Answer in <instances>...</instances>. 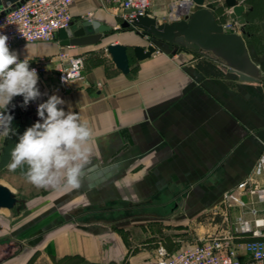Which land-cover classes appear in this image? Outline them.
Segmentation results:
<instances>
[{
    "label": "crops",
    "instance_id": "1",
    "mask_svg": "<svg viewBox=\"0 0 264 264\" xmlns=\"http://www.w3.org/2000/svg\"><path fill=\"white\" fill-rule=\"evenodd\" d=\"M172 1L150 0L148 10L171 21ZM242 1L248 46L264 73V0ZM71 11L76 24L90 18L111 31L97 44L64 46L58 31L52 40L19 42L11 50L19 59L55 58L38 75L37 100L58 95L65 101L60 107L87 121L91 162L78 189L38 188L26 168L0 170V181L22 200L0 208V264H155L159 243L175 251L215 230L221 216L212 221V207L253 170L264 147V81L240 79L212 53L178 51L123 27L119 0H76ZM152 40L158 50L137 59L134 46L147 48ZM111 43L129 46L128 74L113 62ZM65 48L85 59V79L67 88L54 69ZM6 136L0 132V153ZM193 231V241L177 244Z\"/></svg>",
    "mask_w": 264,
    "mask_h": 264
},
{
    "label": "built area",
    "instance_id": "2",
    "mask_svg": "<svg viewBox=\"0 0 264 264\" xmlns=\"http://www.w3.org/2000/svg\"><path fill=\"white\" fill-rule=\"evenodd\" d=\"M75 1L25 0L0 14V33L8 36L10 50L19 42L52 40L61 28L71 26V7ZM119 1L122 5L121 15L124 21L129 22L138 14H145L150 4V0ZM191 2L192 0H173L169 7L170 17L184 18ZM225 8L229 18L227 22H222L225 29L240 33L241 25L230 18L231 9L227 6ZM147 36L151 38L149 34ZM149 45H155L153 40ZM56 57L54 69L61 86L67 88L72 82L85 79L83 56L73 54L65 48ZM54 59L39 56L28 62L30 68H35L38 75L42 76L48 72V64ZM39 104L35 100L22 108L37 112ZM0 112L9 115L4 108H0ZM5 123V116L0 115V125ZM261 158H264V147L251 173L225 192L220 203L212 207L211 220L217 221V216H221V222L217 223L215 230L205 232L197 240L175 251L159 243L155 264H264V168L257 171ZM232 211L236 212L233 217Z\"/></svg>",
    "mask_w": 264,
    "mask_h": 264
},
{
    "label": "water",
    "instance_id": "3",
    "mask_svg": "<svg viewBox=\"0 0 264 264\" xmlns=\"http://www.w3.org/2000/svg\"><path fill=\"white\" fill-rule=\"evenodd\" d=\"M25 0H0V8L5 7L0 14ZM227 6L231 9L230 18L236 20L241 26V32L228 31L217 15L218 10ZM246 17V4L242 0H223L221 4L216 1L192 0L188 14L184 18L171 21H159L147 10L145 14H138L131 22L123 21L125 28H137L143 34L172 43L178 51H195L201 54L212 53L219 58L226 67L239 75L242 80L264 81V73L251 55L246 36L251 33L246 26L249 23ZM111 27L98 20L84 18L79 23L74 21L68 28H61L59 35L64 46H82L99 43ZM155 43V42H154ZM156 44V43H155ZM158 50L156 45L147 48L142 45L134 46V56L139 59L150 57ZM113 62L123 73L131 71V55L129 46L122 43H111L107 46ZM23 102L16 100L13 107L8 110L14 119L11 130L4 139L0 153V170L10 163V154L18 142L19 135L36 122L39 117L32 109H23ZM15 106H20L16 110ZM22 200L8 185L0 181V208L14 209Z\"/></svg>",
    "mask_w": 264,
    "mask_h": 264
},
{
    "label": "clouds",
    "instance_id": "4",
    "mask_svg": "<svg viewBox=\"0 0 264 264\" xmlns=\"http://www.w3.org/2000/svg\"><path fill=\"white\" fill-rule=\"evenodd\" d=\"M8 36L0 33V108L7 106L16 96L23 97L22 107L41 96L38 88L39 76L30 68L27 59H19L10 50ZM65 101L58 95H51L37 107L39 119L23 134L10 154L9 168L25 169L28 182L38 188L62 190L78 189L85 179V168L91 162L92 129L79 113L70 108L66 112L61 105ZM5 116L6 123L0 125V132L8 135L12 117ZM259 172L264 168L261 158Z\"/></svg>",
    "mask_w": 264,
    "mask_h": 264
},
{
    "label": "rangeland",
    "instance_id": "5",
    "mask_svg": "<svg viewBox=\"0 0 264 264\" xmlns=\"http://www.w3.org/2000/svg\"><path fill=\"white\" fill-rule=\"evenodd\" d=\"M225 9H226V8H225V6H224V10H223V12H221V16H222L221 18H223L224 21L227 22L229 18H228V16H227L226 13H225ZM241 27H242V26H241ZM151 39H152V37H151ZM153 39H155V37H153ZM147 42H149V40L146 39V38H144V39H143V43H144V44H147ZM150 42H151V41H150ZM155 43H156V42H155ZM134 45H135V43L131 45V51H132V49H133L132 47H133ZM155 45L157 46V43H156ZM157 47H158V46H157ZM158 48H159V47H158ZM28 212H29V211L23 212V213H22V216L18 218V221L21 220L26 214H28ZM195 236H196V235H195L194 231H193V233H191V234H189V235H181V236H178L179 239L177 240V244H181V243H182V241H181L182 239H184L185 241H193L194 238H195Z\"/></svg>",
    "mask_w": 264,
    "mask_h": 264
},
{
    "label": "trees",
    "instance_id": "6",
    "mask_svg": "<svg viewBox=\"0 0 264 264\" xmlns=\"http://www.w3.org/2000/svg\"><path fill=\"white\" fill-rule=\"evenodd\" d=\"M152 38H153V36L152 35H150ZM132 59H131V63H132V60L134 59V57L132 56L131 57ZM206 71H209L208 69H206Z\"/></svg>",
    "mask_w": 264,
    "mask_h": 264
}]
</instances>
